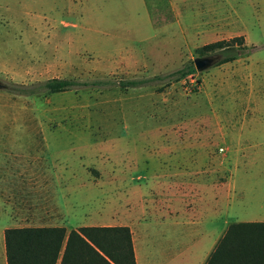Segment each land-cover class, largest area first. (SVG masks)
Masks as SVG:
<instances>
[{"label": "rangeland", "instance_id": "rangeland-1", "mask_svg": "<svg viewBox=\"0 0 264 264\" xmlns=\"http://www.w3.org/2000/svg\"><path fill=\"white\" fill-rule=\"evenodd\" d=\"M234 35L244 37L235 58L171 73ZM52 76L80 83L48 91L41 82ZM0 80V134L25 140L16 155L31 157L16 181L59 184L41 192L74 205L69 226L95 209L137 215L142 196L154 234L164 195L152 171L163 148L208 151L192 168L223 179L218 204L173 214L171 242L184 235L192 264L231 221L264 218V0H0ZM159 160L171 169L187 161Z\"/></svg>", "mask_w": 264, "mask_h": 264}, {"label": "crops", "instance_id": "crops-1", "mask_svg": "<svg viewBox=\"0 0 264 264\" xmlns=\"http://www.w3.org/2000/svg\"><path fill=\"white\" fill-rule=\"evenodd\" d=\"M17 141L23 142L25 140L16 139L14 135L0 134V264H7L4 237V231L7 227L64 225L69 230L80 225L91 224L128 225L136 264H192L193 250L190 251L189 244L183 240L184 235H175L180 237L179 241L174 244L173 241L171 242L172 233L168 231V228L178 222V219L173 214L178 211V208L195 206L194 204L198 200L212 205L213 200L215 204H218V200L223 199L224 183L221 176H217V170L215 175L211 172V177H209L208 167L205 165L202 168H192V164L200 161V157H204V159L208 157V151L195 150L182 154V152H176L171 149H155L157 162L152 174L155 177V188L159 189L164 196L158 201L157 207H155V209L158 208L160 213L155 216L154 234L150 232V219L144 213H141L146 208V203L142 196L137 202V215L128 209L121 210L120 213H115L113 216L106 213L102 214L95 209L92 212H86L87 217L83 219L88 220L69 226L66 223L75 213L74 205L67 204L64 199L59 202L54 199H46L47 194L45 195L41 192L56 190L59 184L54 182L26 183L16 181L17 167L20 169L28 168L31 160V157L26 158L25 155L22 157L16 155ZM175 142L178 141L174 140L173 143ZM165 154L177 160L183 155V159H187V161H174L171 169L170 162L166 166L165 162L159 160ZM188 165H191V167H188ZM205 188L215 190L211 196V198L214 196V199L209 200L208 197L202 194L201 190ZM27 190L32 193L28 195L25 192ZM25 196L28 197L26 201H24ZM41 196H44V199ZM154 205L152 206L154 207ZM248 220H264V218ZM155 238H161V245L156 251ZM151 239L153 248L148 251L144 244L150 242ZM195 264H199V262Z\"/></svg>", "mask_w": 264, "mask_h": 264}, {"label": "trees", "instance_id": "trees-1", "mask_svg": "<svg viewBox=\"0 0 264 264\" xmlns=\"http://www.w3.org/2000/svg\"><path fill=\"white\" fill-rule=\"evenodd\" d=\"M243 42L242 35H234L207 42L198 50L201 54L217 51L220 63L235 58ZM195 69L191 61L171 73L180 76ZM78 83L74 78L52 76L41 86L58 91ZM4 237L7 264H136L128 225L91 224L69 230L64 225L12 226L5 229ZM203 264H264V220L231 221Z\"/></svg>", "mask_w": 264, "mask_h": 264}, {"label": "water", "instance_id": "water-1", "mask_svg": "<svg viewBox=\"0 0 264 264\" xmlns=\"http://www.w3.org/2000/svg\"><path fill=\"white\" fill-rule=\"evenodd\" d=\"M220 55L215 53V54H205V55H196L193 58L194 65L197 70H202L213 63H215L219 59ZM7 85L5 82L0 80V88H5Z\"/></svg>", "mask_w": 264, "mask_h": 264}]
</instances>
